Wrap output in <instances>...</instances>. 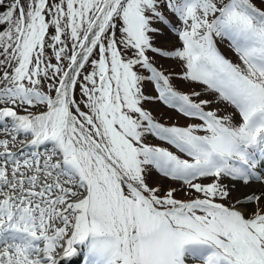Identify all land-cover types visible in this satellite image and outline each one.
<instances>
[{"label":"snow or ice","instance_id":"snow-or-ice-1","mask_svg":"<svg viewBox=\"0 0 264 264\" xmlns=\"http://www.w3.org/2000/svg\"><path fill=\"white\" fill-rule=\"evenodd\" d=\"M0 264H264V0H0Z\"/></svg>","mask_w":264,"mask_h":264},{"label":"rangeland","instance_id":"rangeland-1","mask_svg":"<svg viewBox=\"0 0 264 264\" xmlns=\"http://www.w3.org/2000/svg\"><path fill=\"white\" fill-rule=\"evenodd\" d=\"M174 40V38H172ZM221 50L224 52V54H226L227 56H229L230 58H232V54L230 51H228L226 48H224L223 46L221 47ZM164 67L171 70H175V71H179L178 67L175 65L174 62L172 61H164ZM174 83L177 85L178 88H180L181 90H187L188 86L185 85L183 82L181 81H174ZM146 91H148L150 94H154L151 92V87L147 86L146 87ZM145 107H150L154 110V114L161 120V122H174L176 120V114L173 113L171 110L166 109L162 104L160 103H156V104H147L145 105ZM169 116H172V120L170 121L168 118ZM180 123H183V119L181 118L179 120ZM154 142H158V141H154ZM156 179H158V177H156Z\"/></svg>","mask_w":264,"mask_h":264}]
</instances>
